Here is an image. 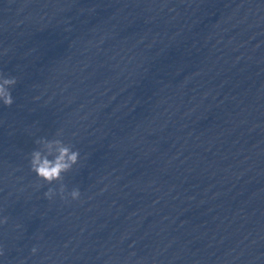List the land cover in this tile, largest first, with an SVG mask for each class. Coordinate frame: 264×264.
Segmentation results:
<instances>
[{
  "label": "clouds",
  "instance_id": "clouds-1",
  "mask_svg": "<svg viewBox=\"0 0 264 264\" xmlns=\"http://www.w3.org/2000/svg\"><path fill=\"white\" fill-rule=\"evenodd\" d=\"M17 84L15 77L0 76V102L5 106H11L14 103V98L11 89ZM38 144H43L46 151L40 149L33 150L30 159L31 171L38 178L52 184L54 181H61L63 174L72 170L73 166L79 161V151L73 150L70 145L65 144L62 140H39ZM54 149V151H53ZM51 157V159L49 158ZM60 195L61 199L71 197L72 200H79L81 192L79 188H73L66 194L65 185L61 184L59 192L56 189L49 188L45 193L48 200H52L56 195ZM7 217L0 219V224L7 223ZM32 253L37 252V248L31 249ZM2 255V252H0Z\"/></svg>",
  "mask_w": 264,
  "mask_h": 264
}]
</instances>
